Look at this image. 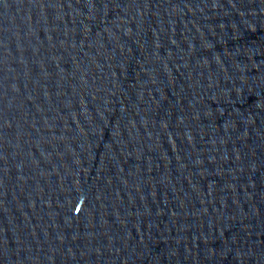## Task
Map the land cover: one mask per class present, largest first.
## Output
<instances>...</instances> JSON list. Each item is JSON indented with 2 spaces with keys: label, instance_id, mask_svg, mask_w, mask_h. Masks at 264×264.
<instances>
[{
  "label": "water",
  "instance_id": "obj_1",
  "mask_svg": "<svg viewBox=\"0 0 264 264\" xmlns=\"http://www.w3.org/2000/svg\"><path fill=\"white\" fill-rule=\"evenodd\" d=\"M0 264H264V0H0Z\"/></svg>",
  "mask_w": 264,
  "mask_h": 264
}]
</instances>
